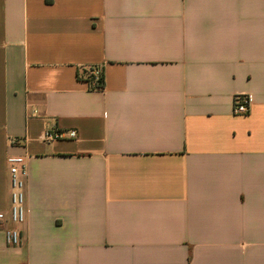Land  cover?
Listing matches in <instances>:
<instances>
[{"label":"crops","instance_id":"obj_1","mask_svg":"<svg viewBox=\"0 0 264 264\" xmlns=\"http://www.w3.org/2000/svg\"><path fill=\"white\" fill-rule=\"evenodd\" d=\"M11 154L0 264H264V0H0V211Z\"/></svg>","mask_w":264,"mask_h":264},{"label":"built area","instance_id":"obj_2","mask_svg":"<svg viewBox=\"0 0 264 264\" xmlns=\"http://www.w3.org/2000/svg\"><path fill=\"white\" fill-rule=\"evenodd\" d=\"M87 81L91 88L101 90L104 88L103 69L100 66H92L87 70ZM251 96L247 93H237L234 96V113L246 115L250 113ZM61 131L57 129L47 130L44 134L45 141H53L61 138L76 137L75 130ZM23 139L12 137L11 143L17 145ZM10 172L11 201L8 211H0V228L4 229L5 241L10 245L21 243L22 237L18 227L26 218V180L28 177L27 156L24 154H11L7 158Z\"/></svg>","mask_w":264,"mask_h":264}]
</instances>
